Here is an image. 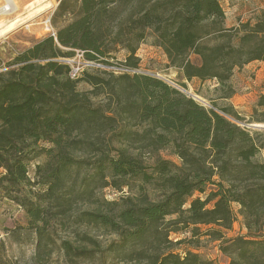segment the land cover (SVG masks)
Masks as SVG:
<instances>
[{
  "label": "trees",
  "instance_id": "16d2710c",
  "mask_svg": "<svg viewBox=\"0 0 264 264\" xmlns=\"http://www.w3.org/2000/svg\"><path fill=\"white\" fill-rule=\"evenodd\" d=\"M118 4L129 5L125 15L119 16ZM61 16L65 22L57 26ZM51 19L54 34L25 47L0 70V188L24 210L38 262L56 251L60 264L96 257L97 264H214L192 250L174 251L180 241L169 238L170 231L197 232L204 224L229 264H264V162L256 159L264 130L240 126L232 105L205 107L163 78L123 73L109 80L84 72L70 79L60 60L81 49L87 58L106 61L110 43H117L127 51L123 65L136 68V49L151 34L167 65L182 76L180 86L214 80L219 97L229 98L233 70L264 61V9L253 21L227 27L219 0H59ZM82 79L115 98L116 106L87 104L76 88ZM256 107L260 115L253 120L264 122V94ZM117 122L141 127L122 128L120 146L99 141ZM87 126L97 127V141L83 131ZM132 142L139 143L137 154ZM166 147L180 164L156 157L147 165L140 157L143 149ZM88 151L93 159L80 155ZM103 187L136 192L108 200L97 194ZM196 191L204 197L191 198ZM78 203L87 207L76 208ZM238 215L245 234L225 239L222 229H230ZM66 221L76 225L71 238L58 235ZM88 228L116 238L103 245ZM5 251L0 239V264H12Z\"/></svg>",
  "mask_w": 264,
  "mask_h": 264
},
{
  "label": "rangeland",
  "instance_id": "374dc122",
  "mask_svg": "<svg viewBox=\"0 0 264 264\" xmlns=\"http://www.w3.org/2000/svg\"><path fill=\"white\" fill-rule=\"evenodd\" d=\"M6 0H0V7L5 3ZM17 4V9L7 14H0V70H4L7 67L8 61L12 57L23 50L25 47L30 46L35 41L45 37L48 34L54 32L55 28L52 23L51 16L58 5L59 0H50L52 5H49L47 9L46 2L41 3L40 0H13ZM221 6L227 14V18L232 19L231 23L227 27H231L233 20H254L255 16L264 9V0H219ZM53 6V7H52ZM129 5L124 6V4H118L119 16H123L128 12ZM239 12L238 15H236ZM65 22V17L61 16L56 19V25L60 26ZM236 24V25H237ZM8 26V27H7ZM235 26V25H233ZM47 28V29H46ZM150 34V33H149ZM153 36L148 35L143 42H141L136 49V56L138 57V65L135 70L137 73H144L154 75L163 78L172 85L180 87L182 90L188 92L192 95L198 102L203 104L205 107H211V102H215L217 105L229 104V101H225L219 98L221 92H219L214 84V80L198 81L194 79L192 82L186 83V89L180 86L178 83L182 82L183 78L178 73L176 68L169 67L167 65L168 61L163 53L162 49L154 46L152 44ZM110 53L107 55L106 61L102 63L105 65L103 69L101 68H86L84 72L91 74L100 73L102 76L109 80H114L112 76H118L125 73L126 71H119L114 69H109L110 67H123V61L127 55V51L124 47L117 43H110ZM71 57V56H70ZM69 58V57H67ZM190 58L195 62L196 57L193 55ZM61 59V58H60ZM66 59V58H62ZM264 64V62H263ZM125 66V65H124ZM264 66V65H263ZM261 66L256 67L254 71H247L245 73V78L249 79L254 84L251 85L249 89H243L240 85V80H238V73L241 69H235L231 79H234L232 83L234 92L231 95L232 102L237 106L234 108L239 112L241 119L238 120V124L242 127L250 128L253 130H264L261 127H253L251 124L264 125V122H257L253 120L260 115L259 108L256 107L258 97L264 94V68L256 72ZM125 68V67H124ZM129 73V72H127ZM112 75V76H111ZM80 75L79 77H81ZM77 91L81 93L83 97L88 98L87 104L92 107L97 108L101 106L103 109L112 110L116 106V99L109 97L106 93H98L97 87H93L85 80H79L76 84ZM248 93V94H247ZM250 93V94H249ZM244 98H236L244 96ZM235 97V98H234ZM232 105V104H230ZM126 127L127 129L140 130V124L135 122L124 123L117 122L109 129L107 132L103 133L105 139H99L101 142H108L110 140L113 146H120L123 143L119 141L118 132ZM97 127H85L84 132L88 134L89 138H93L97 141V133L94 130ZM92 131V132H90ZM104 131V130H103ZM127 144V143H125ZM131 151L137 154L136 149L139 145L138 142H132ZM149 149H143L140 157L144 159L147 165H152L157 158H165L173 161L176 164H180V160L171 148H161L154 152L148 151ZM91 151L81 152L80 155L89 157L93 159L95 157L94 153ZM257 160L264 162V148L260 149L257 156ZM33 164L30 165L29 175L33 176ZM2 169H0V172ZM211 186H207L209 189ZM148 195L151 199L157 198V191L148 186ZM131 191V192H130ZM134 188L129 190L123 188L119 191L112 187H103L97 189L98 196H102L105 199L112 200L117 199L123 194H135ZM201 196L204 194L200 192H194L192 197ZM211 204H209L210 206ZM188 203L185 204V207ZM236 204L232 207L237 213L238 208ZM76 208H85L86 205H81L78 203L75 205ZM237 208V209H236ZM239 216V215H238ZM237 219L233 222L230 229H222L224 238L235 237L240 234H245L240 225V220ZM174 217L168 216L167 219ZM239 220V221H238ZM240 224V225H239ZM26 216L22 207L15 204L10 199L6 198L3 191L0 188V239L5 245V254L8 256L12 264H40L37 259L36 251V237L34 233L25 228ZM63 231H58L59 236H69L72 234V230L76 228V225L71 224L66 221L63 226ZM243 227V226H242ZM85 227H82L83 229ZM197 232L184 231L180 229L178 231H170L169 238L172 241H180L179 243H174L172 248L176 252H183L185 250H192L199 253L202 257L210 259L214 264H229V257L220 250V240L212 238L211 236L205 234V230L209 228V225L199 224ZM90 234L94 237H98L103 245H107L111 240H115L116 235L113 233H106L102 229L88 228ZM70 238L72 236H69ZM57 253L54 251L50 257H47L44 264H60L57 261ZM83 264H97V257L91 262H85ZM113 264H143V263H126V262H115Z\"/></svg>",
  "mask_w": 264,
  "mask_h": 264
},
{
  "label": "built area",
  "instance_id": "2783aa9c",
  "mask_svg": "<svg viewBox=\"0 0 264 264\" xmlns=\"http://www.w3.org/2000/svg\"><path fill=\"white\" fill-rule=\"evenodd\" d=\"M51 34H54L52 32ZM62 62H65L68 67V77L70 79H77L79 78L80 75L84 73V69L86 68H101L105 67L102 63L105 61H102L101 59H90L87 58L85 55V50L81 49H74V53L71 57L66 58V59H60ZM125 67V68H124ZM109 69H114V70H121V71H126L125 73L129 72L128 74H133L137 73V70H135L132 67L124 66L123 67H110Z\"/></svg>",
  "mask_w": 264,
  "mask_h": 264
},
{
  "label": "crops",
  "instance_id": "0c3cea01",
  "mask_svg": "<svg viewBox=\"0 0 264 264\" xmlns=\"http://www.w3.org/2000/svg\"><path fill=\"white\" fill-rule=\"evenodd\" d=\"M41 1V3H44V2H46V4H47V6H45V8H43V9H47L48 7H49V5H52V4H49V3H51L50 2V0H40ZM53 7V6H52ZM225 11V10H224ZM239 14V12L236 14V15H238ZM231 21H232V19H230L229 20V18H227V14H226V12H225V24L228 26L230 23H231ZM238 21H240V20H238ZM229 23V24H228ZM237 24V22H236V20H233V23H232V25L231 26H233V25H236ZM263 62L264 61H260V60H253V61H250V62H248V63H246V64H244L242 67H240V68H238V67H236L235 69H241V71L238 73V80H240V85L242 86V88L243 89H249V88H251V85L252 84H254V82H251L249 79H247V78H245V73L247 72V71H254V69L256 68V67H259V66H261L259 69H257L256 70V72L258 73V71L259 70H261V69H263L264 68V64H263ZM234 69V70H235ZM233 70V71H234ZM233 75V74H232ZM232 77V76H231ZM230 81H231V83H234V79L232 78V79H230ZM215 85V84H214ZM234 87V86H233ZM248 94V93H247ZM250 94V93H249ZM246 95H244V96H238V97H236V98H244ZM220 99H222V100H227V101H229V104H232V106L234 107V108H236L237 106L232 102V98L233 97H229V98H223V97H219ZM235 98V97H234ZM237 208H238V205L236 206ZM236 208V209H237ZM238 219L240 220V217L238 216ZM238 220V221H239ZM240 225V224H239ZM240 227L242 228V230L243 231H245V229L242 227V225H240Z\"/></svg>",
  "mask_w": 264,
  "mask_h": 264
},
{
  "label": "bare ground",
  "instance_id": "6f19581e",
  "mask_svg": "<svg viewBox=\"0 0 264 264\" xmlns=\"http://www.w3.org/2000/svg\"><path fill=\"white\" fill-rule=\"evenodd\" d=\"M15 9H17V4L13 0H6L5 3L0 7V14H7L14 11Z\"/></svg>",
  "mask_w": 264,
  "mask_h": 264
},
{
  "label": "water",
  "instance_id": "95a60500",
  "mask_svg": "<svg viewBox=\"0 0 264 264\" xmlns=\"http://www.w3.org/2000/svg\"><path fill=\"white\" fill-rule=\"evenodd\" d=\"M196 98V97H195ZM251 126L253 127H261V128H264V125H260V124H251Z\"/></svg>",
  "mask_w": 264,
  "mask_h": 264
}]
</instances>
